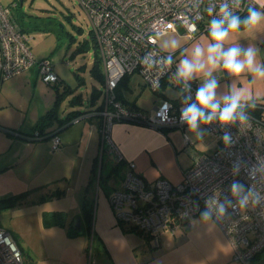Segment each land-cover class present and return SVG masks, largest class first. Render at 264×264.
<instances>
[{"label":"built area","instance_id":"built-area-1","mask_svg":"<svg viewBox=\"0 0 264 264\" xmlns=\"http://www.w3.org/2000/svg\"><path fill=\"white\" fill-rule=\"evenodd\" d=\"M76 1L88 20L89 32L102 64L104 102L99 111L102 147L120 162L123 156L111 138L115 123H134L155 129L184 126L179 122L183 105L182 84L177 83L174 77L176 58L172 52L159 47L158 38L178 27L191 39L208 32L211 17L207 14V7L215 3L218 9L222 0ZM12 4L16 6L17 2ZM249 6H255L254 0H240L239 8L234 11L241 15ZM190 24H195V32L190 31ZM29 39L12 17L11 7L0 2V79L34 66L47 84L59 81L48 58L35 59ZM168 55L173 57L171 66L159 62ZM146 57L156 63L145 62ZM134 72H138L144 84L152 90L165 85L177 88L178 97L174 100L163 98L152 115L127 108L116 99L115 87L124 75ZM189 83L194 98L200 84L197 80ZM165 102L170 107H166ZM261 108L259 115L246 110L250 117L248 124L227 127L235 141L231 147L225 146L221 140L225 126L218 122L205 125L208 133L220 142L212 153L197 156L177 183L166 178L145 181L134 172L133 162L126 161L127 170L121 186L108 196L116 222L133 228L158 246L162 231L175 232L183 225L190 226L189 218H200L207 199L220 201L226 193L230 195L229 186L234 179L245 185L252 184L258 190L264 189V180L250 181L246 170L258 161L264 162V106ZM15 136H18L16 132ZM51 140V149L58 150L59 137L53 134ZM236 160L246 166L238 176L232 174V163ZM214 221L227 235L235 261L251 264L255 256L264 252V207L229 209L227 216ZM0 264H23L17 241L3 226H0Z\"/></svg>","mask_w":264,"mask_h":264},{"label":"crops","instance_id":"crops-1","mask_svg":"<svg viewBox=\"0 0 264 264\" xmlns=\"http://www.w3.org/2000/svg\"><path fill=\"white\" fill-rule=\"evenodd\" d=\"M254 2L255 7L264 11V7H262L264 6V0H254ZM169 34H173L178 38L175 47H173L172 44L168 46L169 52L174 54L177 64L185 54V51H190L196 42L206 44L209 40L208 32L201 33L196 38L191 39L180 27ZM233 44H238L243 47L255 45L259 49L257 59L259 62L264 63V25H261L251 32L242 29L240 32L232 34L225 47ZM23 71H29V77L36 75V78H38L37 68L34 66L20 72ZM101 72L103 75L102 64ZM130 75L131 74H129L125 82L126 84H123L117 89V95L123 100L125 105L136 107L147 115H152L154 113L156 106L163 98L174 100L179 95V90L175 87L173 88L177 91L176 95L168 96L164 94V90L167 87V85H165L160 88L159 91L150 88L158 95L157 98L150 99V101H141L137 96L128 98L123 94L122 89H131L128 84ZM213 75L219 82V87L217 89L218 98H222L233 86L242 87L250 91L252 101L249 103H254L255 105L246 110L254 115L260 114L261 107L264 106V79L254 78L249 73H243L239 77H233L222 68L217 69ZM203 79L204 77H200L194 80H197L199 84H201ZM60 80L59 78V81ZM100 82L101 90H99L102 95L101 103L103 105L104 76L103 80ZM97 102L98 100H96L93 105H98ZM76 103H81V101ZM94 109L95 107L87 109L89 110L88 112L74 119L68 126L63 128L54 127L53 125L46 128L47 130L45 131H56V135L60 139V146L56 151L51 149V136L46 138L41 137L39 140L35 141H28L8 135L4 132V128L7 127L0 125V172L21 162L23 154L19 152L20 148L31 150V155L32 152L36 154L34 159H31L30 155L26 164H35L34 166L38 167L43 165L45 161L44 167L47 168V165L52 161L53 157L54 159L65 157L70 154L68 152L69 148L71 149L76 146L74 157L71 156V158H69V160L73 161L67 162L75 175V180L73 179V174L71 175L67 172H60L59 175L51 176L52 178L46 180L59 181L60 178V180L63 179L64 181H76L74 184L73 182H71L72 184L66 183L65 188H57L61 190L62 193L59 196L51 198H70L75 203L74 207L66 208L65 210L63 208L58 210H54L55 208H44L40 210V215L43 217L42 228H48L47 233L50 235L51 232L54 234L53 230H61L64 232L65 237L59 233L57 239L53 236L46 244L33 246L28 244L23 236H17L8 229L17 241L21 251L30 252L31 254H29L34 258L36 264H86L84 255L86 250L85 245L89 238L88 236L91 235L95 241L96 251L98 253V259L95 260L94 264H231L232 261H235L233 259L232 245L227 235L215 221L212 225L208 222H200L194 226L192 221H199L200 218L191 217L189 218V222L191 223L190 226L183 225L175 232L168 230L162 231L159 234V244L155 246L145 235L140 234L127 225L118 224L108 201L110 192L119 188L122 184L124 174L127 170L126 161L133 162L134 172L145 181L166 178L173 183H177L182 179L184 170L192 165L197 156L212 153L220 141H218L217 145L214 147L205 146L203 152L195 151L194 154L188 156L189 154L186 151L188 150L189 144H191V140H185V136H188L186 125L183 127L166 126L155 129L147 125L117 122L111 129V138L123 156V160L117 162L113 154L103 151L104 147H102L101 140L102 118L99 112ZM58 113L59 108L56 117L60 119ZM24 124L25 120L20 118L12 125L20 127L21 130L19 131L24 134H31L34 124L30 129ZM71 124H74L73 126H78L77 128L79 129L69 131ZM202 129L205 130V134H209L205 125H202ZM61 130L63 131L61 132ZM196 137L199 139L198 136ZM81 146L82 149L80 150L79 148ZM106 153L108 162L110 160L111 163L109 166L113 167V165L118 163L119 167L117 170L120 169L122 174L119 175L118 182L111 188L98 187L94 206L92 209L90 208L91 222L90 224L88 223L87 227L83 220V201L86 200L88 203L86 197L89 186L87 185L91 178L94 157L98 156V154L101 155V166L103 168V156ZM86 161L90 163L84 167L83 165ZM89 166L90 168H88ZM83 171L85 175L84 178L80 180V174ZM107 174H109V171ZM70 190H72L71 193ZM50 200L35 201L34 205L38 206L40 204H45ZM55 211H62L64 213V217H61L63 226H60L55 221L47 224V221L44 220L45 213ZM76 216H80L82 219L83 232L72 236L68 233L69 224L71 226L72 217L74 218ZM0 226L3 225L0 223ZM20 241H22L25 246H23Z\"/></svg>","mask_w":264,"mask_h":264},{"label":"rangeland","instance_id":"rangeland-1","mask_svg":"<svg viewBox=\"0 0 264 264\" xmlns=\"http://www.w3.org/2000/svg\"><path fill=\"white\" fill-rule=\"evenodd\" d=\"M14 1L17 2L16 6L12 4ZM0 2L11 7L12 17L30 37L29 45L35 59L38 61L42 58H48L53 70L61 79L60 82L56 83L58 89L54 84L44 82L39 75H37L38 78L36 75L29 77V71H23L2 80L0 82V125L21 130L17 125H12L21 118L25 120L24 125L30 129L38 117L52 106L56 99V92L62 93L64 89L66 90V86L70 88V91L66 90L62 97L58 113L60 118H64L69 110L85 111L97 106V104L91 105L89 103L93 88L96 87L101 90V82L91 74L95 48L89 32L90 25L78 2L76 0H22L21 3L19 0H0ZM173 41L177 43V36L168 33L158 38V45L163 50L169 51L168 46ZM128 84L130 90L122 89L123 94L128 98L137 96L141 101H150V99L158 97L144 84L138 72L130 75ZM176 93L177 91L170 85L164 90V94L168 96L176 95ZM77 95L81 96V103L70 105L69 100ZM97 100L99 105L102 101L101 94ZM56 122L53 120L54 127H56ZM73 125L71 124L69 131L79 129L78 126ZM47 127L50 125L45 128ZM187 133L191 140L186 151L188 156L194 154L195 151L203 152L205 146L214 147L218 143V139L210 134H205L202 139L200 137L198 139L195 134L188 131ZM79 149L81 150L82 146ZM75 150L76 146L69 148L70 154L65 157L56 159L53 157L45 168V161L43 165L38 167H35V164H26L31 155V150L20 148L19 152L23 154L21 162L5 170L6 172H0L1 197L27 192L26 198L21 203L0 210V223L13 234L23 236L30 245H43L53 236L57 239L59 233L65 235L61 230H53L54 234L53 232L51 235L48 234V228H42L43 217L40 215V210L44 208H55L54 210L63 208L65 210L66 208H73L75 203L67 197L53 198L38 206H35L34 202L38 201L40 196L49 194L54 189L65 188L66 183L72 184L71 182H73L74 184L76 182L64 181L60 178L59 181H46L52 178L51 176L59 175L60 172L73 174L75 180V175L71 171L70 165L67 164L68 161H73L69 158L74 157ZM35 157L36 154L32 152L31 159ZM89 163L86 161L83 166L85 167ZM103 163V168H101V155L98 154L97 167L92 181H90L86 197L91 209L94 206L98 187L111 188L118 182L119 175L122 174L120 169L111 170L112 166H109L111 163L110 160L108 162L107 153L103 156ZM108 171L109 174H107ZM84 173L83 171L80 174V180L84 178ZM100 174H102L101 179ZM71 192L72 190H70ZM56 220L58 217L46 218L48 223ZM88 237L84 255L86 264H94L95 260L98 259V253L95 241L91 235ZM20 242L25 246L22 241ZM26 262L29 264V261ZM231 264L241 263L232 261Z\"/></svg>","mask_w":264,"mask_h":264},{"label":"clouds","instance_id":"clouds-1","mask_svg":"<svg viewBox=\"0 0 264 264\" xmlns=\"http://www.w3.org/2000/svg\"><path fill=\"white\" fill-rule=\"evenodd\" d=\"M239 4L240 0H222L218 9L215 3L209 4L207 14L211 19L208 23V42L206 44L196 42L190 51L186 50L174 73L177 83L182 84L183 106L180 108L179 122L186 125L188 132L201 139L205 135L202 125L218 122L225 126L221 140L225 146L229 147L235 141L227 127L238 123L248 124L250 117L246 109L255 105L249 103L252 101L250 91L242 87L233 86L227 94L218 98L219 82L213 73L222 68L233 77L249 73L254 78L264 79V63L258 61L259 49L255 45L243 47L233 44L225 47L232 34L238 33L242 29L251 32L264 25V11L255 6H249L246 9V16L242 18L234 11L239 8ZM189 28L190 31H196L195 24H190ZM172 46H176L174 41ZM145 62L156 63L150 57H146ZM159 62L171 66L173 57L171 55L162 57ZM200 77H204V79L193 98L189 82ZM165 106L170 107L167 102H165ZM189 138V136H185L186 140ZM245 167L242 161H233L232 174L238 176L241 169ZM246 170L250 181L264 180V162L258 161L257 164L247 167ZM229 192L230 195L226 193L220 201L214 198L207 199L206 207L200 213V220L192 221L193 225L200 222H208L212 225L214 220L227 216L229 209L237 211L249 207H264V189L258 190L252 184L245 185L234 179L229 186ZM195 206L199 208V204Z\"/></svg>","mask_w":264,"mask_h":264},{"label":"trees","instance_id":"trees-1","mask_svg":"<svg viewBox=\"0 0 264 264\" xmlns=\"http://www.w3.org/2000/svg\"><path fill=\"white\" fill-rule=\"evenodd\" d=\"M19 2H20V0H19ZM246 14L247 13L244 12L243 14H241V17L243 18L244 16H246ZM18 25L20 26L21 30L23 32H25L24 28L20 24H18ZM91 40H92V42L94 44V48H95V56H94V61H93L92 67H91V74H93L96 78H98L99 81H102L103 75L101 72V61H100V58H99V55L97 52L95 42L92 39V36H91ZM128 76H129V74L124 75L119 80L117 86L115 87L116 99L118 101H120L121 103H123V100H121L118 97L117 89L120 88V86H122L123 84H126L125 82L127 81ZM1 80L2 79H0V82H1ZM58 82H60V81L52 83V84H54L56 89H58V87L56 85V83H58ZM66 90L70 91V88L66 86ZM66 90L64 89V91L62 93L56 92V94H57L56 99H55L52 107L49 108L45 113H43L42 115H40L38 117L36 123L33 126L31 134H24V133L20 132L19 129H17V128H8V129L4 128V132L7 133L8 135H12V136H15V132H16L18 134V136H16V137H19V138H22V139L28 140V141H33V140L35 141V140H39L41 137L46 138L48 136L50 137L52 134H56V131H51V130H50V132L45 131V130H47L45 128L46 126H49V125L52 126L53 125V120L57 121L56 127L63 128L65 126H68L74 119L78 118L82 114L89 111V110H85V111L71 110L67 113L66 117L60 118V119L57 118L56 113H57V110L60 106L62 97L64 96ZM157 91H159V89ZM98 97H100V90L95 87V88H93V90L91 92L90 104L91 105L95 104ZM80 101H81V96L77 95V96H74L71 100H69V103H70V105H74L76 102H80ZM102 106H103L102 103H100L99 105L95 106L94 110L99 112L102 109ZM125 106L129 109H132V110L141 111L140 109H138L136 107H131L128 105H125ZM47 128H49V127H47ZM103 151H105V149H103ZM97 159H98V156H95L94 161H93V165H92V169H91V178L88 181L87 186H89L90 181H92L93 175L95 173V169L97 167ZM118 167H119V164L117 163V164L113 165L112 170H117ZM101 168H102V166H101ZM100 173H101V169H100ZM101 177H102V174H100V179H101ZM61 193H62L61 190L55 189L52 192H50L49 194L40 196L38 201L50 200L52 197L59 196ZM26 196H27V192H22L19 194L10 195L8 197H0V210L7 209L9 207H12L14 205L21 203L24 200V198H26ZM49 217H53V218L58 217V220H56L55 222H57V224H59L60 226H63V223L61 222V220H62L61 217L62 218L64 217V213L62 211L47 212L44 214V220L45 221H46V218H49ZM83 220H84V224L86 226L88 225V223L90 224V222H91V210H90V207H89L88 203L86 202V200L83 201ZM47 224H48V222H47ZM53 224H55V223H53ZM68 231H69L68 233L72 236L78 235L79 233H81V232H78V231L72 229L70 224H69V230ZM22 255H23V264H26L27 263L26 261H29L28 262L29 264H36V261L34 260V258L32 256H30L29 253L23 251ZM260 256L264 257V252L255 256L253 258L251 264H255L258 261V259L260 258Z\"/></svg>","mask_w":264,"mask_h":264},{"label":"water","instance_id":"water-1","mask_svg":"<svg viewBox=\"0 0 264 264\" xmlns=\"http://www.w3.org/2000/svg\"><path fill=\"white\" fill-rule=\"evenodd\" d=\"M21 1L22 0H20V2ZM71 227L73 229H75L76 231H78V232H82V220H81V217L80 216H76V217L73 218V220L71 222ZM255 264H264V258H261Z\"/></svg>","mask_w":264,"mask_h":264},{"label":"flooded vegetation","instance_id":"flooded-vegetation-1","mask_svg":"<svg viewBox=\"0 0 264 264\" xmlns=\"http://www.w3.org/2000/svg\"><path fill=\"white\" fill-rule=\"evenodd\" d=\"M261 258H264V257H261V256H260V258H259L258 260H260Z\"/></svg>","mask_w":264,"mask_h":264}]
</instances>
